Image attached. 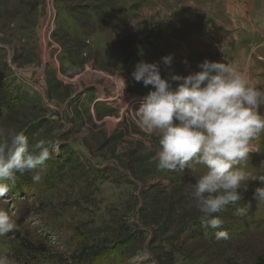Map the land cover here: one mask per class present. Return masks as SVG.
<instances>
[{"label":"rangeland","instance_id":"rangeland-1","mask_svg":"<svg viewBox=\"0 0 264 264\" xmlns=\"http://www.w3.org/2000/svg\"><path fill=\"white\" fill-rule=\"evenodd\" d=\"M171 56V66L162 58ZM205 60L247 72L264 89V0H0V127L59 150L16 173L0 209L16 223L0 237L10 264H257L264 258V133L238 165L241 199L205 228L189 197L203 166L161 170L133 120L153 90L138 63L187 76ZM123 81L126 87L124 88ZM175 87V84L173 85ZM264 114V106L260 109ZM39 175V180L33 177ZM251 202L246 217L238 207ZM227 230L229 239L216 240Z\"/></svg>","mask_w":264,"mask_h":264},{"label":"clouds","instance_id":"clouds-1","mask_svg":"<svg viewBox=\"0 0 264 264\" xmlns=\"http://www.w3.org/2000/svg\"><path fill=\"white\" fill-rule=\"evenodd\" d=\"M171 62V56L162 58L168 67ZM160 63H138L131 74L136 82L153 88L133 111L132 118L144 137L133 134L131 138L142 140L145 150L152 152L155 136L154 159L161 170L203 166V174L189 186V197L202 214V226L220 229L225 221L213 214L236 204L241 191L247 190L249 173L238 165L257 152L253 141L264 133V114L260 111L264 89L251 83L247 72L230 64L205 60L198 65V72L162 78ZM59 145L44 139L30 145L23 131L0 127V197L15 186L17 172L42 168L51 152H58ZM255 179L264 183V175ZM252 199L256 206L264 205V187L256 188ZM251 207V202L238 207L236 214L246 217ZM15 229L8 211L0 209V237ZM214 235L218 241L229 239L227 230L215 231ZM0 264H10L9 258L0 255Z\"/></svg>","mask_w":264,"mask_h":264},{"label":"trees","instance_id":"trees-1","mask_svg":"<svg viewBox=\"0 0 264 264\" xmlns=\"http://www.w3.org/2000/svg\"><path fill=\"white\" fill-rule=\"evenodd\" d=\"M257 264H264V258H260V259L257 261Z\"/></svg>","mask_w":264,"mask_h":264}]
</instances>
